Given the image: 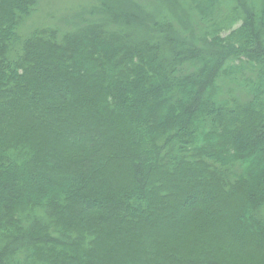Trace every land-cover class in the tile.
Wrapping results in <instances>:
<instances>
[{
    "label": "trees",
    "instance_id": "16d2710c",
    "mask_svg": "<svg viewBox=\"0 0 264 264\" xmlns=\"http://www.w3.org/2000/svg\"><path fill=\"white\" fill-rule=\"evenodd\" d=\"M37 2L0 0V264H98L116 242L154 264H264V7L231 29L188 0L211 28L197 48L166 19L155 42L22 37Z\"/></svg>",
    "mask_w": 264,
    "mask_h": 264
},
{
    "label": "rangeland",
    "instance_id": "374dc122",
    "mask_svg": "<svg viewBox=\"0 0 264 264\" xmlns=\"http://www.w3.org/2000/svg\"><path fill=\"white\" fill-rule=\"evenodd\" d=\"M214 1L219 6L216 16L225 17L226 20L232 17L236 18L231 29L241 24L244 14L250 11L261 14L264 7V0ZM131 4L134 6L132 10L129 7ZM125 12L139 14L141 18L137 19L139 21H134L135 18L131 19L132 24L128 25L122 21V15ZM162 19L171 23L173 32L187 34L186 36L195 47H206V42L203 43L201 40V34L211 28L201 19L198 10L192 3H188V0H38L35 9L22 20L18 31L20 36L25 37L32 31L41 28H55L65 32L97 24L109 30L121 32L125 37H130L134 43L147 40L155 42L160 37V33L152 26L154 22H159ZM228 32L229 30L224 29L221 34L224 35ZM228 92L240 100L244 98L235 85L225 86L223 94L227 95ZM258 215L264 217V205L259 208ZM123 247L124 243H114L107 249L106 256L110 262H107L106 256H102L99 258L98 264H128L132 257L141 254L144 255V264L155 263L156 258L152 256L150 250L132 248L124 250L122 253L120 250Z\"/></svg>",
    "mask_w": 264,
    "mask_h": 264
}]
</instances>
